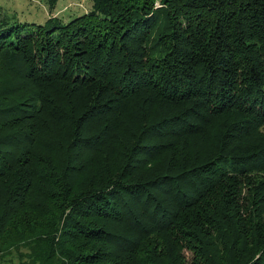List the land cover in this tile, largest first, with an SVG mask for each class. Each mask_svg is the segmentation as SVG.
I'll return each mask as SVG.
<instances>
[{
    "label": "trees",
    "instance_id": "1",
    "mask_svg": "<svg viewBox=\"0 0 264 264\" xmlns=\"http://www.w3.org/2000/svg\"><path fill=\"white\" fill-rule=\"evenodd\" d=\"M40 1L0 15V258L264 264V0Z\"/></svg>",
    "mask_w": 264,
    "mask_h": 264
},
{
    "label": "rangeland",
    "instance_id": "2",
    "mask_svg": "<svg viewBox=\"0 0 264 264\" xmlns=\"http://www.w3.org/2000/svg\"><path fill=\"white\" fill-rule=\"evenodd\" d=\"M43 2L40 0H0V15L9 23L15 20L19 23L44 22L46 10ZM91 8V0H60L58 8L53 14L54 17H61L62 22L67 23L73 18L83 17ZM48 16V15H47ZM190 248L192 246L190 245ZM196 252L189 251L185 253L186 263L194 262ZM0 264H19L16 256L12 258H0ZM29 264V263H24Z\"/></svg>",
    "mask_w": 264,
    "mask_h": 264
}]
</instances>
